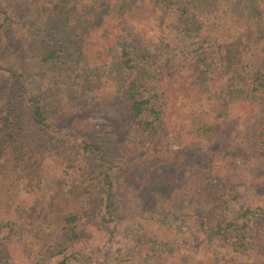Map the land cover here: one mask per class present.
Returning a JSON list of instances; mask_svg holds the SVG:
<instances>
[{"label":"rangeland","instance_id":"obj_1","mask_svg":"<svg viewBox=\"0 0 264 264\" xmlns=\"http://www.w3.org/2000/svg\"><path fill=\"white\" fill-rule=\"evenodd\" d=\"M239 1L242 7L238 12L245 14L246 1L249 5L251 0ZM50 2H2L5 13L0 11V58L2 65L22 76L9 78L0 70V108L4 103L6 109L16 107L14 114L23 128L19 136L23 139L25 136L26 149L32 154L38 153L50 170L60 169V163L71 156L85 163L90 171H96L102 185L106 183L105 174L111 177L109 187L115 211L105 217L102 225L97 224L100 219L93 215L79 221L82 225L83 221L91 220L93 226L83 223L79 238L67 252L69 264H165L167 261L170 264L167 254L176 246L180 250L173 256L175 259L179 257L188 263L208 261L209 249H219L217 245L221 240L209 242V231L200 228L184 210L200 209L207 200L216 198L217 202L208 206L213 210L210 213L232 218L239 214L240 207L264 205V186L249 189L245 181L219 188L216 180L210 184L197 174V164L193 160L205 161L203 158L209 148L221 147L222 151L211 162L215 170L228 175L233 174L231 169L241 171L244 167L241 171L244 173L248 167L264 169V159L257 156L244 164L236 163L235 158L239 157L234 148L240 149L239 141L243 139L230 133L228 128L190 140L183 136L185 132L181 131L179 121L188 102L194 99L193 81L197 77L186 68L192 55L187 59L177 56L172 61L175 66L163 71L160 85L165 89L166 100L162 115L153 120V115L145 113L139 122L129 120L118 92L121 70L115 60L114 51L118 48L115 42L128 33L150 39L151 48L159 38L169 40L163 35L167 32H158L159 21L154 20L148 5H132L123 16L99 13L92 25L95 29L88 31L81 29L82 21L90 16L88 10L84 14L77 12L75 23L72 9L55 15L47 8L61 0ZM130 28L136 32H120ZM53 49L58 58L42 60V55ZM164 51L161 49V56L171 53L168 48ZM73 54L83 58L82 68L71 62ZM80 73L84 83L78 80ZM31 93L39 96L52 127L38 129L31 125L26 101L27 94ZM143 95L149 96L151 101L157 99L149 89ZM75 114H81V118L74 117ZM212 116L210 112L207 119L211 120ZM145 121L153 123L143 127ZM84 138L99 143L105 160L112 166H107L98 154L81 152L78 142ZM158 179H162L158 186L152 183ZM45 193L37 192L35 196L16 189L11 193L4 191L3 195H12L29 212L35 206L39 210L38 202L43 201ZM167 196L172 197L176 207L171 213L166 207L169 206ZM16 210L15 207L9 211L1 209L0 220L13 218L20 222L19 218L24 216ZM28 234L17 227L1 229L0 264H28L25 245L29 242ZM220 250L226 256L234 255L230 250ZM240 261L248 264L242 256Z\"/></svg>","mask_w":264,"mask_h":264},{"label":"trees","instance_id":"obj_2","mask_svg":"<svg viewBox=\"0 0 264 264\" xmlns=\"http://www.w3.org/2000/svg\"><path fill=\"white\" fill-rule=\"evenodd\" d=\"M2 2L0 0V11L5 13ZM142 3L151 8L154 20L159 21L158 32H167L163 35L169 40L159 38L151 48L150 39L128 33L119 36L121 40L118 38L115 42L118 47L114 51L117 55L115 60L121 70L118 92L122 95L129 120L139 122L145 113L153 115V120L162 115L166 100L165 89L160 85L163 71L175 66L172 61L177 56L187 59L192 55L195 59H190L186 68L197 77L193 81L194 99L188 102L179 121L182 123L181 131L185 132L183 136L190 140L228 128L230 133L243 139L239 141L240 149L234 148L239 157L235 158L236 163L244 164L257 156L264 159V0H251L249 5L246 1L245 14L238 12L242 7L239 0H61L47 9L58 15L70 8L75 23L79 16L77 12L84 14L88 10L87 15L90 16L82 21L81 29L90 31L95 29L92 25L99 13L102 16H123L132 5L141 7ZM120 32L136 31L130 28ZM167 48L171 53L161 56V49L166 52ZM57 58L54 49L42 55L45 61ZM71 62L79 67L83 65V58L73 54ZM2 64L0 58V70L5 71L9 78H21V73H15ZM77 77L84 83L81 73ZM148 89L156 100L151 101L149 96L143 95ZM27 95L31 125L38 129L52 127L39 96ZM16 111V107L6 109L5 103L0 108V210L6 208L9 211L15 207L16 213L24 217L19 216L20 222L13 218L1 219L0 231L5 226L10 229L17 227L22 233L28 231L29 242L25 243L28 264H69L67 252L79 238L83 223L93 226L91 220L83 221L82 225L79 221L93 215L100 219L97 224L102 225L105 217H110L112 210L115 211L109 187L111 177L105 174L106 183L102 185L96 171H90L85 163L71 156L60 163V169L50 170L38 153L32 154L26 149L25 136L24 139L19 136L23 128L14 114ZM210 112L213 116L208 120ZM74 117L80 119L81 114ZM152 123L145 121L142 124L150 127ZM78 146L81 152L98 154L107 163L99 143L84 138L79 140ZM221 151V147L209 148L203 158L205 161L193 160L197 164V174L203 180L210 184L216 180L219 188L229 183L233 187V183L239 185L245 181L249 189L264 186V169L260 167H248L251 172L248 176V171L241 172L244 167L241 171L231 169L233 174L228 175L215 170L211 161L214 162L215 155ZM109 164L107 166H112ZM161 180L152 183L158 186ZM16 189L35 196L37 192L46 191L44 202H38L39 210L35 206L28 212L12 195H3L4 191L11 193ZM170 196H167L169 206H166L169 212L176 208ZM214 202H217L216 198L207 200L200 209H188L184 213L189 218L191 216L200 228L209 231V242L221 240L217 245L220 248L209 249L211 257L208 261L188 263L179 257L173 258L180 250L176 246L167 254L170 264H244L240 256L248 264H264V205L240 207L237 216L227 218L221 213H210L213 210L208 206ZM221 248L232 251L234 255L220 253Z\"/></svg>","mask_w":264,"mask_h":264}]
</instances>
